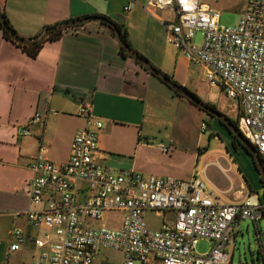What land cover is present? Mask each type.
Wrapping results in <instances>:
<instances>
[{
	"label": "crops",
	"instance_id": "0c3cea01",
	"mask_svg": "<svg viewBox=\"0 0 264 264\" xmlns=\"http://www.w3.org/2000/svg\"><path fill=\"white\" fill-rule=\"evenodd\" d=\"M127 2L0 0V9L25 39H33L56 23L95 15L109 17L126 30L132 49L189 89L190 62L167 42L162 25L167 12L145 9V0H135L128 13H124ZM170 60L174 63L171 74L164 68ZM154 78L135 59L121 54L115 36L100 20L70 28L60 39L45 42L36 58L6 40L0 28L2 264L33 263L41 252L34 240L47 235L49 248L54 238L52 229L31 225L24 213L30 207L31 166L41 148L50 161L64 165L69 160L74 135L88 128L98 132L97 157L106 171L133 170L144 175L171 176L168 163H158L154 158L159 144L172 143V151L164 155L175 149L169 132L161 130L171 122L161 119L153 109L154 101L163 93ZM82 102L92 105L91 119L77 114ZM35 113L43 115L44 122L31 124L29 132L21 135L20 128ZM97 119L102 121L100 129L93 124ZM197 158L201 169L196 174L207 181L216 203L239 204L248 195L257 194L252 185L243 181L227 151H205ZM16 211L22 213L16 215ZM14 228L21 230L24 241L18 250L10 251V245L16 241L12 235Z\"/></svg>",
	"mask_w": 264,
	"mask_h": 264
},
{
	"label": "built area",
	"instance_id": "2783aa9c",
	"mask_svg": "<svg viewBox=\"0 0 264 264\" xmlns=\"http://www.w3.org/2000/svg\"><path fill=\"white\" fill-rule=\"evenodd\" d=\"M134 1L128 0L124 13ZM148 8L167 12L162 20L167 42L190 63L203 67L210 86L238 99L237 127L264 163V0H247L235 26L221 25V12L202 0H145ZM196 32L202 35L199 45L194 44ZM91 110L90 103L82 102L77 114L91 119ZM44 119L35 113L19 133L27 134L31 124ZM93 124L102 127L99 119ZM158 147L163 154L172 151V143ZM44 153L41 148L31 166L30 207L24 213L31 225L52 229L54 238L49 248L47 235L34 240L41 252L31 264H103V250L120 252L116 264H229L226 249L233 225L243 219L257 222L263 214L257 194L239 204L216 203L198 174L185 181L133 170L108 172L97 157L98 132L88 128L74 135L64 165ZM111 211L120 213L117 226L93 224ZM148 211L164 220L172 212L173 220L152 229L145 221ZM12 235L16 241L10 251H15L24 239L18 228ZM203 239L209 248L197 254L195 246Z\"/></svg>",
	"mask_w": 264,
	"mask_h": 264
},
{
	"label": "rangeland",
	"instance_id": "374dc122",
	"mask_svg": "<svg viewBox=\"0 0 264 264\" xmlns=\"http://www.w3.org/2000/svg\"><path fill=\"white\" fill-rule=\"evenodd\" d=\"M202 1L221 12L220 24L225 26H235L237 24L247 2V0ZM201 41V32H196L194 44L199 45ZM169 46L172 45L169 44ZM173 49L175 48L173 47ZM148 60L154 64V61ZM173 64L170 60L169 63L164 65V68L170 70V74L173 70ZM156 66L154 64V67L158 68ZM188 68L191 79L189 80V89L186 88L205 103L209 102L208 99L212 100L209 103L213 104L220 113L229 120L238 123L241 116L238 99L228 97L219 87H211L205 79V71L201 65L189 63ZM154 79L163 93L159 95L160 99L154 101L153 109L160 114L161 119L164 118V120L171 122L170 126L168 124L164 125L161 130L162 132H169L175 147L174 152L170 155H164L160 150L155 152V160L158 163H168L169 174L186 181L201 169L200 163L197 162L198 154L205 151L217 152L219 149H223L231 155L243 181L253 186L254 193L262 196L261 176L255 169L251 156L233 139L226 124L223 121L220 123L217 117L205 113L184 97L176 95L173 90L157 78ZM202 124L206 125L205 130H202ZM170 157L173 158L170 159ZM165 219L154 211H148L145 214V221L152 229L158 228L163 221L171 222L173 213L167 212ZM119 221L120 213L111 211L105 213L103 220L93 221V224L97 226L104 223L117 226ZM237 222L238 224H234L230 230V240L226 249L229 264H264V209L261 218L257 222L251 219L237 220ZM208 248L209 242L204 239L200 240L195 246V253L203 254ZM120 259V252L116 250L102 251L101 261L103 264H116ZM2 262L0 257V264ZM134 264L140 263L135 261Z\"/></svg>",
	"mask_w": 264,
	"mask_h": 264
},
{
	"label": "water",
	"instance_id": "95a60500",
	"mask_svg": "<svg viewBox=\"0 0 264 264\" xmlns=\"http://www.w3.org/2000/svg\"><path fill=\"white\" fill-rule=\"evenodd\" d=\"M90 20H100V21H104L108 25H110L112 27V29L114 30V34H115V38H116L117 42L119 43V45L121 47L124 48V50L127 52V54L130 57L135 59L145 69H147L151 73L155 74L159 79H161L163 82H165L169 87H171L172 89L178 91L179 95L183 96L185 99L190 101L192 104L196 105L197 107H199L200 109L204 110L208 114H210V115H212L214 117H217L220 121H223L226 124V126L229 128L230 132L234 136H236L246 148H248L251 151V153H252V155L254 157L257 169H258V171L260 173L262 182L264 184V164H263V161H262L257 149L242 135V133L237 128V126H235L231 122V120H229L227 117H225L217 109H215L212 106L206 104L201 99L193 97L188 91L180 89L178 86H175L170 78H168L164 73L159 72L150 62L146 61L134 49H132L130 46H128L126 43H124L122 41L121 37H120V30H119L118 26L113 21L107 20V19H105V18H103L101 16H87V17L79 18V19L72 20V21H69V22L60 23V24L57 25L56 28L57 29H62V28L74 27V26H77V25H82V24H84V23H86V22H88ZM0 23L8 29V27L6 25V21L4 19V16L2 15L1 11H0ZM8 31L11 34L12 38L18 43L31 44V43L34 42L33 40L25 39V38L18 37L16 35H14L11 32V30H9V29H8ZM49 34H50V29H46L44 31V33L42 34V36L38 39V41L39 42L44 41Z\"/></svg>",
	"mask_w": 264,
	"mask_h": 264
},
{
	"label": "trees",
	"instance_id": "16d2710c",
	"mask_svg": "<svg viewBox=\"0 0 264 264\" xmlns=\"http://www.w3.org/2000/svg\"><path fill=\"white\" fill-rule=\"evenodd\" d=\"M0 11H1L2 15L4 16V19H5V21H6V25H7L8 29L11 30V32H12L14 35L20 37V36L17 34V32L14 30V28L11 26V24H10V22H9L7 16H6V14H5V12L2 11L1 9H0ZM95 16H101V17H103V18H105V19H107V20H111L109 17H106V16H104V15H95ZM69 21H72V20H69ZM69 21H65V22H69ZM111 21H113V20H111ZM100 22H101L102 24L106 25V26L109 28L111 34H112L113 36H115V34H114V30L112 29V27H111L110 25H108V24H107L106 22H104V21H100ZM113 22H114V21H113ZM60 23H64V22H60ZM60 23H56V24H54V25L47 26V27L45 28V30H46V29H50V34L47 36V38H46L44 41H42V42H39V41H38V39H39V38L42 36V34L44 33V32H43L42 34H40V35L34 37L33 39H30V40H33V41H34V42L31 43V44H23V43H18V42H16V41L12 38V36H11V34L9 33L8 29H7L5 26H3L1 23H0V28L2 29L3 36H4V38H5L6 40L10 41V42L13 43L14 45H16L17 47H19L20 49H22V50H23L26 54H28L29 56L36 58V57L38 56V54L40 53V50L43 48L45 42H47V41H55V40H58V39H60V38L62 37V35L64 34V32L67 31L68 29H70V28H76V27H79V26H82V25H83V24H82V25H77V26H74V27H68V28L57 29L56 27H57V25L60 24ZM114 23L118 26V28H119V30H120V37H121L122 41H123L124 43H126L128 46L131 47V45H130V43H129V40H128V35H127L126 30H125L121 25H119L118 23H116V22H114ZM119 50H120V52H121V54H122L123 56H129V55L127 54V52L124 50V48L121 47L120 45H119ZM141 56H142V55H141ZM142 57H143L146 61H148L147 58H145L144 56H142ZM148 62H149V61H148ZM156 69H157L159 72H162L160 69H158V68H156ZM150 73H151V72H150ZM162 73H164V72H162ZM164 74H165L168 78H170V76H169L168 74H166V73H164ZM151 75H153L154 77H156V78H157L158 80H160L162 83L166 84V83L163 82L161 79H159L155 74L151 73ZM170 79H171V81L174 83L175 86H178L180 89H183V90L188 91L193 97L198 98V97L196 96V94H194L193 92L189 91L185 86H182V85L178 84V82H176V81H175L174 79H172V78H170ZM166 85H167V84H166ZM167 86H168V85H167ZM168 87H169V86H168ZM169 88H170L171 90H173L174 93H175L176 95H178V96H180V97H183V96L179 95L178 91L172 89L171 87H169ZM206 104H208V105H210V106H212L213 108L216 109V107H215L213 104H210V103H206ZM203 111H204V110H203ZM204 112H205V111H204ZM205 113H207V112H205ZM207 114H208V113H207ZM209 115H210V114H209ZM211 116H212V115H211ZM231 122H232L235 126H238V123H237V122H233V121H231ZM220 123H222V121H220ZM237 128H238V127H237ZM227 129H228L229 133L232 135L233 139L236 140V138H235L234 135L230 132V130H229L228 127H227ZM236 142H237L239 145H241V146L246 150V152L251 156L252 161H253V165H254L255 169L257 170L258 174L260 175V173H259V171H258V169H257L256 163H255L254 157H253L251 151H250L248 148H246L242 143H240L238 140H236ZM254 147H255V146H254ZM255 148H256V147H255ZM257 151H258V150H257ZM258 153H259V152H258ZM261 159H262V158H261ZM262 161H263V160H262ZM263 164H264V163H263ZM260 182H261L262 186H264L261 178H260ZM259 200H260V202H261L262 204H264V196H259Z\"/></svg>",
	"mask_w": 264,
	"mask_h": 264
},
{
	"label": "flooded vegetation",
	"instance_id": "af4514ba",
	"mask_svg": "<svg viewBox=\"0 0 264 264\" xmlns=\"http://www.w3.org/2000/svg\"><path fill=\"white\" fill-rule=\"evenodd\" d=\"M235 138H236V140H238L240 143H241V141L236 137V136H234ZM235 140V141H236ZM264 185V184H263ZM262 196H264V186H263V194H262Z\"/></svg>",
	"mask_w": 264,
	"mask_h": 264
}]
</instances>
